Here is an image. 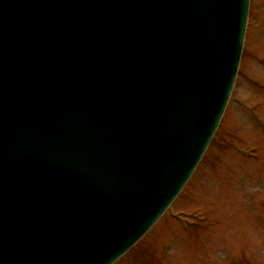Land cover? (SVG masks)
<instances>
[{
    "label": "water",
    "instance_id": "95a60500",
    "mask_svg": "<svg viewBox=\"0 0 264 264\" xmlns=\"http://www.w3.org/2000/svg\"><path fill=\"white\" fill-rule=\"evenodd\" d=\"M249 0H0V264H113L195 171Z\"/></svg>",
    "mask_w": 264,
    "mask_h": 264
},
{
    "label": "rangeland",
    "instance_id": "374dc122",
    "mask_svg": "<svg viewBox=\"0 0 264 264\" xmlns=\"http://www.w3.org/2000/svg\"><path fill=\"white\" fill-rule=\"evenodd\" d=\"M114 264H264V0H250L235 83L200 163Z\"/></svg>",
    "mask_w": 264,
    "mask_h": 264
}]
</instances>
